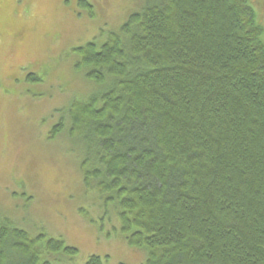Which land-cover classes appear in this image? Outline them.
Returning <instances> with one entry per match:
<instances>
[{
	"label": "trees",
	"instance_id": "obj_1",
	"mask_svg": "<svg viewBox=\"0 0 264 264\" xmlns=\"http://www.w3.org/2000/svg\"><path fill=\"white\" fill-rule=\"evenodd\" d=\"M147 6L74 50L89 80L112 82L71 110L85 183L118 206L146 264H264V45L251 0ZM44 254L78 250L0 216V264H53Z\"/></svg>",
	"mask_w": 264,
	"mask_h": 264
},
{
	"label": "rangeland",
	"instance_id": "obj_2",
	"mask_svg": "<svg viewBox=\"0 0 264 264\" xmlns=\"http://www.w3.org/2000/svg\"><path fill=\"white\" fill-rule=\"evenodd\" d=\"M152 3L0 0V216L33 237L61 239L78 250L73 260L44 254L43 261L147 262L146 251L131 247L122 232L118 206L86 185V149L71 135L70 115L76 102L112 85L89 80L74 50L103 44ZM251 5L264 45V0Z\"/></svg>",
	"mask_w": 264,
	"mask_h": 264
}]
</instances>
